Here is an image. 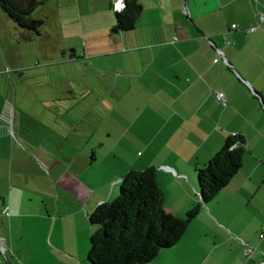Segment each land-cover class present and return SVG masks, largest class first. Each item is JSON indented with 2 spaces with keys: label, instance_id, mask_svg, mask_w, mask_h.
I'll list each match as a JSON object with an SVG mask.
<instances>
[{
  "label": "crops",
  "instance_id": "0c3cea01",
  "mask_svg": "<svg viewBox=\"0 0 264 264\" xmlns=\"http://www.w3.org/2000/svg\"><path fill=\"white\" fill-rule=\"evenodd\" d=\"M104 1L112 9L116 0ZM139 1L134 30L100 37L108 46L106 83L116 94L112 113L119 111L114 121L129 153L123 173L100 183L75 174L53 179L52 195L61 186L70 200L35 211L32 182H17V195L10 189L0 201V264H91L88 215L132 168L156 167L165 208L185 216L200 202L197 167L232 134L244 138L242 167L202 204L180 241L146 264L264 260V0ZM261 15V27L249 31ZM109 24L113 29L114 20ZM219 91L226 103L216 98Z\"/></svg>",
  "mask_w": 264,
  "mask_h": 264
},
{
  "label": "rangeland",
  "instance_id": "374dc122",
  "mask_svg": "<svg viewBox=\"0 0 264 264\" xmlns=\"http://www.w3.org/2000/svg\"><path fill=\"white\" fill-rule=\"evenodd\" d=\"M114 11L104 0H44L33 13L45 20L38 34L0 8L1 202L10 189L17 195V182L29 179L37 191L32 210L50 209L54 201L62 208L70 195L61 186L52 195L53 179L79 175L100 183L123 173L129 153L114 121L119 111L112 113L116 94L106 83L108 46L100 39L106 30L120 33L110 29ZM120 181L109 200L119 194ZM1 212L7 217L9 206ZM0 244L4 248L5 241Z\"/></svg>",
  "mask_w": 264,
  "mask_h": 264
},
{
  "label": "trees",
  "instance_id": "16d2710c",
  "mask_svg": "<svg viewBox=\"0 0 264 264\" xmlns=\"http://www.w3.org/2000/svg\"><path fill=\"white\" fill-rule=\"evenodd\" d=\"M124 2L125 7L115 11L116 32L134 30L142 13L139 0ZM43 3L44 0H0V8L20 28L39 34L45 20L34 18L33 13ZM244 154L243 136L232 134L207 163L197 167L200 202L183 217L165 208L156 167L129 169L121 178L117 197L99 203L88 215L93 225L90 263L146 264L162 250L176 245L202 204L210 202L242 167Z\"/></svg>",
  "mask_w": 264,
  "mask_h": 264
},
{
  "label": "built area",
  "instance_id": "2783aa9c",
  "mask_svg": "<svg viewBox=\"0 0 264 264\" xmlns=\"http://www.w3.org/2000/svg\"><path fill=\"white\" fill-rule=\"evenodd\" d=\"M125 7V2L124 0H116L113 2V8L115 9V11H121L123 8ZM263 20V15L260 16V19L257 21V24L251 28H249L248 30L249 31H256L257 29H259L261 27V22ZM239 26L237 24H233L232 25V28L233 29H236L238 28ZM178 41V36H174L173 39H172V42H176ZM216 98L219 99L220 101H222L223 103H226V95L224 92H216ZM6 211V210H4ZM262 238L264 237V234H261L260 235ZM253 249L252 248H249V249H246V253L248 254L249 252H251Z\"/></svg>",
  "mask_w": 264,
  "mask_h": 264
}]
</instances>
